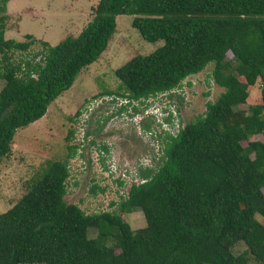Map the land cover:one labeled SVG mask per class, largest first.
Here are the masks:
<instances>
[{
    "label": "trees",
    "instance_id": "16d2710c",
    "mask_svg": "<svg viewBox=\"0 0 264 264\" xmlns=\"http://www.w3.org/2000/svg\"><path fill=\"white\" fill-rule=\"evenodd\" d=\"M8 1L0 0V158L10 154L17 130L40 120L100 58L120 15L132 17L145 41L163 45L114 71L123 93L101 95L124 98L119 112L171 93L209 64L223 92L175 135L163 129L174 118L169 109L156 118L162 155L154 170H139L141 182L118 203L121 213L142 212L143 229L133 232L120 215H87L64 200L77 151L68 146L66 158L47 162L0 214V264H246L232 252L238 243L264 264V225L256 219H264V0H98L80 33L54 46L31 35L6 40ZM35 42L42 49L32 60L15 61V52ZM258 80L261 103L239 110ZM257 135L263 141L250 140Z\"/></svg>",
    "mask_w": 264,
    "mask_h": 264
},
{
    "label": "rangeland",
    "instance_id": "374dc122",
    "mask_svg": "<svg viewBox=\"0 0 264 264\" xmlns=\"http://www.w3.org/2000/svg\"><path fill=\"white\" fill-rule=\"evenodd\" d=\"M97 3L98 0H9L5 7L4 38L24 42L25 36L31 35L54 46L67 37H76L93 19ZM131 21V16H117L115 34L100 58L78 74L72 87L49 105L40 120L17 130L10 154L0 158V214L26 193V183L47 162L64 160L68 146H76V155L68 162L64 200L77 205L87 215L104 212L120 215L133 232L145 227L141 211L121 213L118 203L131 185L141 182L139 170H154L162 155L163 134L156 127V118L162 116L164 109H169L174 115L170 130L175 134L178 127L202 116L207 103L214 102L223 89L213 81L214 65L209 64L171 93L151 97L142 104L131 102L119 112L127 103L124 98L101 95L104 91L123 93L118 89L114 71L131 58L148 55L163 45L161 40L145 41L132 28ZM41 49V44L35 42L26 52H15L13 58L32 60ZM227 59H232L230 53ZM260 103L258 80L248 87L246 103L238 109L247 111L248 107ZM70 131L73 136L68 141ZM250 140L263 141V137L257 135ZM242 145L245 147L246 143ZM256 219L264 225L263 218L256 216ZM96 235L95 229L89 230V238ZM107 245H112L110 239ZM232 252L245 259L246 264H261L242 243L236 244Z\"/></svg>",
    "mask_w": 264,
    "mask_h": 264
},
{
    "label": "built area",
    "instance_id": "2783aa9c",
    "mask_svg": "<svg viewBox=\"0 0 264 264\" xmlns=\"http://www.w3.org/2000/svg\"><path fill=\"white\" fill-rule=\"evenodd\" d=\"M170 128H171V127L168 126V125H164V126H163L164 132H167V133H169V134H171V135H175V134L177 133L179 127L177 128L175 134L172 133V131L170 130Z\"/></svg>",
    "mask_w": 264,
    "mask_h": 264
}]
</instances>
